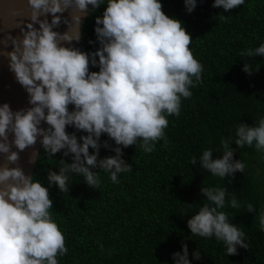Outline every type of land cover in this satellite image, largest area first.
Wrapping results in <instances>:
<instances>
[{
    "label": "clouds",
    "instance_id": "clouds-1",
    "mask_svg": "<svg viewBox=\"0 0 264 264\" xmlns=\"http://www.w3.org/2000/svg\"><path fill=\"white\" fill-rule=\"evenodd\" d=\"M27 3L30 22L21 28V36L9 34L13 50L6 56L31 107L13 111L8 103L0 105V157L4 161L0 164V264H60L59 258L69 250L51 212L54 202L49 188L56 186L68 195L70 178L75 174L90 188L98 189L102 172L118 184L120 174L132 171V165L123 159L124 148L138 145L150 154L160 141L168 147V117L181 115L183 100L191 99V89L203 83L204 66L190 48L191 34L181 20L163 11L161 0H107L102 15L95 19V42L100 47L91 53L64 45L82 39L80 25L89 5L95 11L105 5V0ZM197 3L184 0L186 11L191 13ZM244 4L245 0H214L212 7L229 12ZM65 12L70 18L63 16ZM218 17L223 22L230 19L229 15ZM61 23L68 28L63 33L54 30ZM239 54L264 56V43ZM91 67L99 71H90ZM243 71L251 75L252 65L245 63ZM42 122L48 125L46 129ZM69 126L86 135L78 138L69 134ZM104 134L114 141V148L107 140L101 145ZM40 137L49 160L62 151L72 160L61 159L58 172L48 171V187L18 165L20 152L34 147ZM233 143L238 148L254 146L258 153L264 152V117L252 126L244 122L237 125L234 142L231 136L222 137V152L217 150L222 158L214 159L210 148L203 150L199 166L221 179L244 173L247 165L234 159L237 149L231 147ZM101 147L115 155L99 159ZM38 158L34 152L29 162ZM190 163L195 166L197 158L193 156ZM13 164L17 166H9ZM200 192L206 200L187 221L191 234L215 238L228 256L236 255L238 247L248 249L246 233L230 223L228 213L222 211L226 206L240 208L236 197L227 198L223 187L202 186ZM244 207L256 213L253 204ZM254 219L264 232V210ZM100 247L103 250V245ZM182 247V253L173 254L175 264H191L187 244ZM193 256L199 260L201 251L197 249Z\"/></svg>",
    "mask_w": 264,
    "mask_h": 264
},
{
    "label": "trees",
    "instance_id": "trees-1",
    "mask_svg": "<svg viewBox=\"0 0 264 264\" xmlns=\"http://www.w3.org/2000/svg\"><path fill=\"white\" fill-rule=\"evenodd\" d=\"M106 3L95 11L91 8L78 43L82 51L98 49L95 19L102 15ZM161 3L163 11L181 20L191 34L190 48L204 66L203 83L191 89V99L183 100L178 118L168 117V147L160 141L150 154L138 145L123 149V159L132 165V171L120 174V183H112L102 172L101 185L94 189L73 174L68 195L56 186L49 188L54 202L51 212L69 250L59 258L60 264H175L173 254L182 253L183 244L188 246L191 264H264V232L254 219L264 210V152L233 143L231 147L237 149L234 159L247 165L245 172H237L234 178L212 176L199 166L203 150L210 148L214 159L222 158V137L231 136L234 142L237 125L244 122L252 126L264 117V56L239 54L264 43V0H245L229 12L213 8L214 0H198L191 13L186 11L184 0ZM220 14L229 15L228 22L220 21ZM245 63L252 65L251 75L243 71ZM90 71L99 68L91 67ZM66 130L78 138L86 135L71 126ZM106 140L116 146L107 134L101 136V145ZM94 152L90 148V153ZM112 155L113 151L101 147L98 158ZM193 156L197 158L195 166L190 163ZM51 159L42 147L33 173L46 187L47 173L59 171V160L72 162L63 151ZM202 186L223 187L227 198L236 197L241 207L226 206L222 211L228 213L230 223L246 233L248 249L238 247L236 255L228 256L215 238L191 234L187 221L206 200L200 192ZM247 203L254 205L256 213L247 212ZM197 249L201 251L199 260L193 256Z\"/></svg>",
    "mask_w": 264,
    "mask_h": 264
},
{
    "label": "water",
    "instance_id": "water-1",
    "mask_svg": "<svg viewBox=\"0 0 264 264\" xmlns=\"http://www.w3.org/2000/svg\"><path fill=\"white\" fill-rule=\"evenodd\" d=\"M92 6L89 5V13ZM89 13H86L82 18V23L80 25V33L82 36V31L84 25L87 21ZM64 17H69V13L65 12ZM30 8L28 6L27 0H0V105L8 103L13 111L20 109H26L31 107L28 103V94L26 90L16 81L15 75L9 69V59L6 56L7 52L13 50L9 34L12 37L21 36V28L26 27V24L30 21ZM43 19V17H41ZM51 21V16L48 17ZM38 28L39 25L37 24ZM58 32H65L68 30L67 25L61 23V25L54 29ZM78 43L73 41L71 44H65L64 46L76 47L78 48ZM100 47V46H99ZM98 47V48H99ZM41 127L47 128L48 125L42 122ZM11 139V135H10ZM42 137L38 138V141L34 147H29L26 150L20 152V159L18 165L23 168L27 175L33 176L37 160L35 163H30L29 160L33 153L40 154L42 145L40 140ZM13 151H17L13 147ZM4 163L2 157H0V164ZM10 167H16V164L9 165Z\"/></svg>",
    "mask_w": 264,
    "mask_h": 264
}]
</instances>
